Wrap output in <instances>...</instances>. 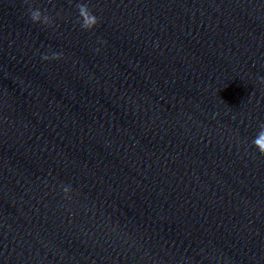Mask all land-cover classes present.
<instances>
[{
	"label": "clouds",
	"instance_id": "9594fccd",
	"mask_svg": "<svg viewBox=\"0 0 264 264\" xmlns=\"http://www.w3.org/2000/svg\"><path fill=\"white\" fill-rule=\"evenodd\" d=\"M23 2L27 5L25 15L28 16L31 22L34 24H42L47 27L53 26L54 20L47 14V9L42 10L39 7H33L30 0H23ZM76 8L78 11V19L76 22L80 25L82 30L91 31L100 23L99 18L93 13L87 3H77ZM100 43H106V41L101 40ZM96 51L99 52V49H96ZM62 58V52L53 51L51 55L47 53L41 54V60L43 61L60 60ZM259 82L264 84V77H259ZM259 129L255 138L252 140V144L258 149L261 155H264V123L259 125ZM61 187L65 198L70 199V193L72 192L71 185H62Z\"/></svg>",
	"mask_w": 264,
	"mask_h": 264
}]
</instances>
